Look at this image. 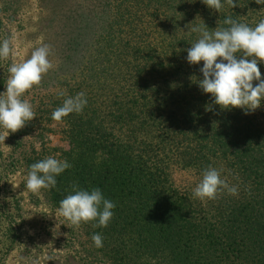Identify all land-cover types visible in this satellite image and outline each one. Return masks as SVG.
Segmentation results:
<instances>
[{
    "label": "trees",
    "instance_id": "obj_1",
    "mask_svg": "<svg viewBox=\"0 0 264 264\" xmlns=\"http://www.w3.org/2000/svg\"><path fill=\"white\" fill-rule=\"evenodd\" d=\"M221 2L220 12L202 0H97L88 12L76 2L62 13L50 4L41 20L39 29L61 68L83 46L78 26L89 16L95 25L79 82L74 87L65 82V95H57L55 108L47 111L52 119L65 98L86 95L82 113L60 121L70 149L59 159L71 167L56 177L54 188L40 191L52 210L59 209L72 185L99 188L116 205L107 227L62 224L59 241L68 249L80 243L78 230L84 234L75 254L86 264L97 263V254L104 260L97 264H264V103L248 114L221 109L199 87L203 62L192 65L186 59L199 38L192 27H228L223 22L229 16L255 27L264 19V5L255 0H236L234 8ZM15 3L0 0V33L2 17ZM258 67L264 79V63ZM29 124L28 134L38 125L37 120ZM23 130L10 132L5 143L12 161L23 148ZM43 159L36 152L23 154L22 166L28 172ZM209 166L222 170L221 178L236 186L238 195L225 191L215 200L194 198ZM175 170L189 173L193 182L176 188ZM94 233L102 235L103 247L94 245Z\"/></svg>",
    "mask_w": 264,
    "mask_h": 264
},
{
    "label": "clouds",
    "instance_id": "obj_2",
    "mask_svg": "<svg viewBox=\"0 0 264 264\" xmlns=\"http://www.w3.org/2000/svg\"><path fill=\"white\" fill-rule=\"evenodd\" d=\"M210 9L220 12L224 8L221 0H202ZM229 7L237 6L236 0H226ZM264 5V0H255ZM228 27L209 30L205 25L190 29L199 33V38L187 49V62L192 65L203 62L200 71L203 79L199 87L205 94H211L214 104L221 109L240 108L245 114L254 112L264 103V79L261 78L259 63H264V19L255 27L227 17ZM15 55L10 38L0 42V60ZM53 53L50 45L36 47L29 58L12 63L8 68L6 91L0 93V142L5 141L9 133L24 128L36 118L32 104L24 99L25 93L39 86L45 75L57 65L49 59ZM253 82H257L254 86ZM61 96L65 93L61 92ZM87 99L84 92L74 97L68 96L63 104L52 112V119L60 122L70 114H81ZM66 160L47 157L30 165L26 188L32 193L41 189L54 188L56 177L70 168ZM221 171L209 166L202 173V179L193 190L194 198L215 200L225 191L229 195H238V188L221 178ZM116 205L106 199L99 188L91 191L72 185V192L59 202V214L70 225L79 227L82 223H92L95 227H107L114 216ZM97 248L103 247V237L99 233L92 236Z\"/></svg>",
    "mask_w": 264,
    "mask_h": 264
},
{
    "label": "rangeland",
    "instance_id": "obj_3",
    "mask_svg": "<svg viewBox=\"0 0 264 264\" xmlns=\"http://www.w3.org/2000/svg\"><path fill=\"white\" fill-rule=\"evenodd\" d=\"M76 2L83 4L88 12L95 8L94 4L97 0H45L44 3L39 0H16V3L12 5L13 8L10 5L7 12L10 17H2L4 32L0 33V42L4 37L10 38L15 55L7 60H0V84L1 78L5 80L4 85L0 86V93L6 91L8 68L11 64L29 58L36 47L48 45L47 37L39 26L43 25L41 21L43 17L49 15V8L54 6L62 13L63 10L68 11L70 5ZM53 14L56 15L55 10ZM78 28L83 37V46L72 56L67 68H61V65H58L59 60L51 50L53 55L49 59L57 67L50 70L43 77L41 84L34 86L23 97L32 104L36 112V118L32 122L37 120L38 125L30 134L25 133L26 127L31 126L30 122L24 127L26 129L22 128L25 134L19 138H21L20 144L23 148L18 152L19 155H15L17 157L15 161L8 158L10 150L5 143L9 135L4 143L0 142V264H86L84 257L75 254L85 243L84 234L78 230L81 241L78 246L74 245L71 249L66 248V244L59 241L60 238H64L61 231L62 224L66 220L58 210H52L46 205L40 192L32 193L27 190L28 172L22 166L21 161L23 154L35 152L44 159L51 156L60 160L61 151L70 149L64 135L67 129L65 124L52 120L47 111L55 108L56 97L64 89L63 85L67 84L65 82H70L71 87L77 85L74 84L76 81L79 82L78 73L81 61L83 57L88 56L94 40L93 18L89 16L86 25H79ZM5 131L0 128V133ZM10 162H17L19 168H16L18 165L9 167ZM172 181L176 188L182 189L193 182V177L189 173L175 170L172 173ZM51 236L54 237V241L49 239ZM95 256L98 257L97 263L104 261L100 254ZM90 257L88 259H91ZM94 262L97 264L96 261Z\"/></svg>",
    "mask_w": 264,
    "mask_h": 264
}]
</instances>
